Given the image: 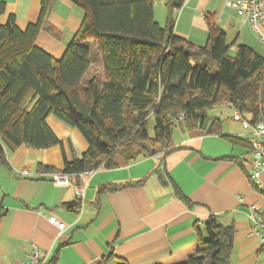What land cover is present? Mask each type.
Returning <instances> with one entry per match:
<instances>
[{
  "label": "trees",
  "instance_id": "1",
  "mask_svg": "<svg viewBox=\"0 0 264 264\" xmlns=\"http://www.w3.org/2000/svg\"><path fill=\"white\" fill-rule=\"evenodd\" d=\"M54 1L41 0L38 21L25 30L14 15L0 25V165L9 166L6 147L60 146L64 151L50 116L77 129L88 148L81 157L65 156L63 170L39 165L45 173L112 168L118 154L127 161L159 153L164 159L179 126H207L208 133L251 147L248 138L223 134L222 120L208 111L228 101L253 123L264 121V57L246 45L230 56L227 34L212 13H205L208 41L198 47L175 35L172 12L183 6L182 0H166L170 14L164 27L155 20V0H70L85 16L57 59L36 44L39 33L50 30ZM4 12L2 3L0 16ZM93 43L100 49L103 76L84 81L94 62ZM175 192L193 207L177 187ZM5 214L0 205V222ZM201 224L195 225L196 252L179 264H231L234 223L225 225L210 215ZM115 259L111 251L99 264Z\"/></svg>",
  "mask_w": 264,
  "mask_h": 264
},
{
  "label": "crops",
  "instance_id": "2",
  "mask_svg": "<svg viewBox=\"0 0 264 264\" xmlns=\"http://www.w3.org/2000/svg\"><path fill=\"white\" fill-rule=\"evenodd\" d=\"M182 1L183 6L172 12L175 35L205 46L209 37L205 13L209 12L227 34L230 56L236 55L238 45H246L264 57V42L243 17L225 8L222 0ZM2 3L5 12L0 25L14 15L17 26L25 30L39 19L41 0H0ZM169 14L166 0H155L154 15L160 26L166 25ZM84 16V10L70 0H55L47 20L50 30L39 33L37 46L61 58ZM93 55L84 81L92 75L103 76L96 43ZM48 122L63 140L64 151L60 146L37 150L23 145L14 151L6 147L9 166L0 165V205L6 209L0 222V264H22L33 246L49 254L48 264H99L111 251L116 256L111 264L122 260L129 264H179L196 252L195 225L210 215L225 225H235L231 264H254L261 244L252 232V207L264 211V194L255 189L248 175L250 147L208 133L207 126L191 130L176 127L170 152L161 162L154 156L127 161L118 154L114 167L95 171L78 208L80 199L73 187L55 184L39 165L63 170L65 156L68 160L81 157L88 143L77 129L54 116ZM222 123L223 134L248 138L244 129L226 132ZM21 170L31 176L17 175ZM74 182L80 184L81 179L76 177ZM113 186L123 187L103 191ZM175 187L193 207L177 196ZM50 216L65 223V228L60 231L51 224Z\"/></svg>",
  "mask_w": 264,
  "mask_h": 264
},
{
  "label": "built area",
  "instance_id": "3",
  "mask_svg": "<svg viewBox=\"0 0 264 264\" xmlns=\"http://www.w3.org/2000/svg\"><path fill=\"white\" fill-rule=\"evenodd\" d=\"M222 2L225 8L233 10L240 17H243L250 24L253 33L257 34L260 40L264 42V0H222ZM227 107L235 110L233 120L241 122L243 129L248 133L247 136L251 145L248 175L253 181L255 189L264 194V121L253 123L250 117L243 116L231 102L227 104ZM163 156V153H159L154 157L161 162ZM97 170H86L77 175L65 172H53L48 173V175L51 181L59 186L73 187L75 194L82 203L88 179ZM17 175L31 176L27 170L18 171ZM76 177L81 179L80 184L74 182ZM252 209L255 212L251 217L253 220L252 232L258 237L262 246L264 245V211L256 206H253ZM49 221L57 226L60 231L65 228V223L60 222L54 216H50ZM48 260L49 254L47 252L33 246L22 264H48Z\"/></svg>",
  "mask_w": 264,
  "mask_h": 264
},
{
  "label": "rangeland",
  "instance_id": "4",
  "mask_svg": "<svg viewBox=\"0 0 264 264\" xmlns=\"http://www.w3.org/2000/svg\"><path fill=\"white\" fill-rule=\"evenodd\" d=\"M228 103V101L224 102L221 105L209 110L208 116L211 118L220 117L224 122V130L226 132H241L243 131V126L241 122L233 120L235 110L233 108L227 107ZM256 254L257 255H255L254 264H264V252H259L258 250Z\"/></svg>",
  "mask_w": 264,
  "mask_h": 264
}]
</instances>
